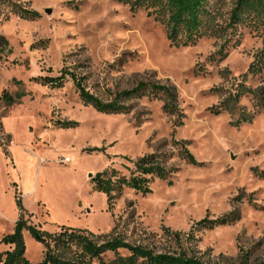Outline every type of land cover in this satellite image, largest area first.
<instances>
[{
	"label": "rangeland",
	"instance_id": "1",
	"mask_svg": "<svg viewBox=\"0 0 264 264\" xmlns=\"http://www.w3.org/2000/svg\"><path fill=\"white\" fill-rule=\"evenodd\" d=\"M162 1L0 0V97L25 91L0 98V239L21 215L44 234L82 229L206 262L264 261V16L234 21L250 0H208L204 32L185 41L169 37ZM62 69L126 109L97 111L69 76L56 87L34 81ZM150 85L175 89V108ZM152 153L170 176L153 177L145 195L114 192L108 209L91 178L111 168L127 177L125 166ZM227 214L236 219L195 225ZM21 236L24 256L40 262L45 245Z\"/></svg>",
	"mask_w": 264,
	"mask_h": 264
},
{
	"label": "trees",
	"instance_id": "2",
	"mask_svg": "<svg viewBox=\"0 0 264 264\" xmlns=\"http://www.w3.org/2000/svg\"><path fill=\"white\" fill-rule=\"evenodd\" d=\"M163 7L168 15L169 37L174 39L180 34L185 41H194L202 35L210 11L208 0H163ZM252 12L256 16H264V0H250L248 2L238 1V6L231 12V18L237 20L238 12ZM69 76L78 91L81 100L90 104L100 112H122L126 107L114 102L103 103L96 96L91 94L82 84L81 77H78L62 69L57 76H39L34 81L42 85L51 87L59 86L64 79ZM151 88L156 86L150 85ZM164 92L166 102L175 108L176 92H172L169 87L157 86L156 91ZM135 94L134 91L131 93ZM25 95L23 88H20L15 97L7 91L1 94V100L5 104H11ZM129 92L119 93L118 98H126ZM73 123L63 122L62 125L69 126ZM1 130V128H0ZM182 143V142H176ZM186 158L192 159L187 151H183ZM129 175L119 174L114 169H105L97 172L92 178L93 188L106 195L108 209L112 207L115 196L114 192L121 191L124 187L131 188L142 195L151 192L149 185L153 177L167 179L171 174V169L167 168L163 162L162 155H144L132 162V167L125 166ZM16 203L21 210L20 200L15 196ZM236 219L233 214H227L215 219L203 218L195 223L197 228L210 229L217 225L226 224ZM25 228L38 241L45 245L43 258L38 263H32L24 256V243L21 230ZM176 240L179 234L173 233ZM0 242L7 245L9 249L0 252V264H225L220 262H206L188 253L183 249L159 251L147 245L135 244L125 241L122 237L111 234H100L94 236L91 232L82 229L63 228L57 234H44L33 226L25 225L20 218L17 220L14 232L5 234ZM107 252H111L113 257L105 259ZM123 252V253H122ZM260 264H264V261Z\"/></svg>",
	"mask_w": 264,
	"mask_h": 264
},
{
	"label": "built area",
	"instance_id": "3",
	"mask_svg": "<svg viewBox=\"0 0 264 264\" xmlns=\"http://www.w3.org/2000/svg\"><path fill=\"white\" fill-rule=\"evenodd\" d=\"M61 160H62L63 162H67V161L69 160V157H65V156H63V157H61Z\"/></svg>",
	"mask_w": 264,
	"mask_h": 264
},
{
	"label": "water",
	"instance_id": "4",
	"mask_svg": "<svg viewBox=\"0 0 264 264\" xmlns=\"http://www.w3.org/2000/svg\"><path fill=\"white\" fill-rule=\"evenodd\" d=\"M47 12H49V10Z\"/></svg>",
	"mask_w": 264,
	"mask_h": 264
}]
</instances>
